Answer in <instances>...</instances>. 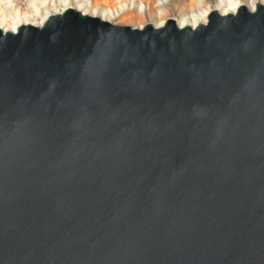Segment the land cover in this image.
Returning <instances> with one entry per match:
<instances>
[{"label":"water","instance_id":"95a60500","mask_svg":"<svg viewBox=\"0 0 264 264\" xmlns=\"http://www.w3.org/2000/svg\"><path fill=\"white\" fill-rule=\"evenodd\" d=\"M0 264H264V4L0 29Z\"/></svg>","mask_w":264,"mask_h":264},{"label":"rangeland","instance_id":"374dc122","mask_svg":"<svg viewBox=\"0 0 264 264\" xmlns=\"http://www.w3.org/2000/svg\"><path fill=\"white\" fill-rule=\"evenodd\" d=\"M237 2L239 6L246 5L250 9L257 3L264 4V0ZM66 5L115 25L133 28H141L148 23L160 26L168 19H175L180 24L192 21L194 16L203 20L202 12L209 14L218 10L224 14L230 8L226 0H0L1 13L8 18L1 28L10 30L13 22L19 19L23 24L40 25L47 16L63 12ZM141 16L142 21L139 20Z\"/></svg>","mask_w":264,"mask_h":264},{"label":"bare ground","instance_id":"6f19581e","mask_svg":"<svg viewBox=\"0 0 264 264\" xmlns=\"http://www.w3.org/2000/svg\"><path fill=\"white\" fill-rule=\"evenodd\" d=\"M224 2V1H223ZM226 3H227V5L230 7L229 9H228V11L226 12V13H224V15L225 14H229V13H236L237 12V10H238V8L240 7L239 6V4H238V2H237V0H226ZM242 6V5H241ZM256 7V6H255ZM254 7V8H255ZM65 8L66 9H68V8H70V7H68L67 5L65 6ZM253 8V9H254ZM65 9V10H66ZM252 9V10H253ZM64 10V11H65ZM143 10V8H141V11ZM63 11V12H64ZM60 13H62V12H58V13H56V14H60ZM210 14V13H209ZM209 14H208V12H202L201 13V16L203 17V20L202 19H200V17L199 16H194L193 17V19H192V21H191V19H190V21H184L183 23H178L179 24V26L180 27H185V26H191L192 28H195V27H197L198 25H200V24H206L207 23V20H208V16H209ZM222 14V13H221ZM51 15H54V14H51ZM51 15H49V16H47L46 18H44L43 19V22L40 24V25H35V26H41V25H43L45 22H46V20L51 16ZM101 18V17H100ZM103 19V18H102ZM207 19V20H206ZM104 20H106V19H104ZM139 20L140 21H142L143 19H142V16L139 18ZM188 20V19H187ZM108 21V20H107ZM167 21V20H166ZM165 21V22H166ZM6 22H8V18H7V16L4 14V13H1V9H0V29H2L1 27L2 26H4V24L6 23ZM165 22L162 24V25H160V26H163L164 24H165ZM28 24H30V23H28ZM22 25H25V24H23V22H22V20H16L15 22H13V25H12V27H11V29L10 30H5V31H12V32H17V30L19 29V27L20 26H22ZM33 25V24H32ZM146 25V24H145ZM144 25V26H145ZM143 26V27H144ZM160 26H156V27H160ZM143 27H141V28H143ZM4 30V29H3Z\"/></svg>","mask_w":264,"mask_h":264}]
</instances>
